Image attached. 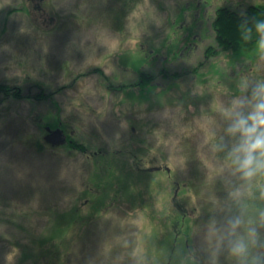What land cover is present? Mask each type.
Segmentation results:
<instances>
[{"label":"rangeland","instance_id":"374dc122","mask_svg":"<svg viewBox=\"0 0 264 264\" xmlns=\"http://www.w3.org/2000/svg\"><path fill=\"white\" fill-rule=\"evenodd\" d=\"M125 1L134 10L117 21ZM257 5L264 0H0V84L25 96L0 95V264H169L170 255L186 264L173 241L172 180L190 185L199 211L194 259L233 263L215 250L227 194L210 151L215 109L239 75L264 76V66L205 52L216 45L218 7ZM163 70L182 76L166 80ZM140 71L155 88L131 86ZM48 122L88 151L50 141L40 150ZM110 174L112 189L102 179Z\"/></svg>","mask_w":264,"mask_h":264},{"label":"clouds","instance_id":"9594fccd","mask_svg":"<svg viewBox=\"0 0 264 264\" xmlns=\"http://www.w3.org/2000/svg\"><path fill=\"white\" fill-rule=\"evenodd\" d=\"M238 30L243 42L255 41L264 66V19L245 15ZM215 117L210 151L227 193L214 230L216 255L233 264H264V76L239 75Z\"/></svg>","mask_w":264,"mask_h":264},{"label":"trees","instance_id":"16d2710c","mask_svg":"<svg viewBox=\"0 0 264 264\" xmlns=\"http://www.w3.org/2000/svg\"><path fill=\"white\" fill-rule=\"evenodd\" d=\"M28 1L34 2L35 0H28ZM125 2L127 4L126 3L124 4L123 9L115 11L116 14L115 16H117L118 18L115 20L117 21H122L127 14L131 13L134 10L133 6H130V4L127 1ZM35 8L41 9L42 6L36 5ZM245 15L248 17L256 16L258 18L264 19V5L250 6L246 9V11L243 14L237 12L230 6H221L216 9L215 15L211 22V26L216 37L215 38L216 45H212L207 48L205 52L206 60H210L212 58H219L221 55L224 56L225 54L233 58L234 59L233 62L239 61V59L241 58L244 59L243 61H248L250 63H255L258 60L259 52L256 50L255 41L253 40L252 42L245 43L240 39L238 26L240 24L241 19ZM159 73L166 80H168L169 78H171L170 80H177L182 76L178 73L170 74L168 70H163L160 71ZM138 74H139L138 82L135 85H131L132 87L138 86L142 92H147L152 90V88H155L154 82L156 81V78L152 73L140 71ZM0 95H2L4 99L6 97L8 98L10 97L13 99H21L25 97L21 93L20 89L12 88L11 86L4 84H0ZM45 96L46 95L40 94L36 97L38 99H41L44 98ZM26 98L30 99V96L26 95ZM45 125H47V127L51 129L60 128L59 125H56L51 122L50 123L48 122ZM63 132L66 134V131ZM70 140H71L70 142H67L66 144H62L60 146L66 145L69 148L76 149L84 153L88 151L87 146L78 143L74 139L70 138ZM44 145H52V144L47 139L45 140L43 139L38 144L40 150H43L45 148ZM157 170L158 169H156L155 167L150 169H144L142 171L148 173H153V172L155 173L158 172ZM167 172L171 174L169 170H167ZM113 177L114 175L110 174L102 178L107 180L106 182H109L108 184L110 185L111 189L114 184V182H112ZM108 179L110 181H108ZM189 186H190L189 184L186 183L183 184L178 180H172L171 187L173 193L171 194V203L174 208V216L173 215L171 216V222L173 227V241L175 244L174 246L176 249H179L180 247V250L182 252V257L185 258L187 261L186 264H205V260L201 257H200L201 260L199 259L195 260L194 256L192 255L191 249H189V240H190L189 231L191 226L195 224L194 219L197 218L199 212L198 208L195 207L193 204L192 197L189 196L190 194ZM107 188L108 186H106V189H104V193L102 194L103 196L101 197L105 196V192ZM205 215L207 218L208 217L210 218L211 215L213 214L212 212L207 211L205 212ZM260 231L262 236V242H264V228H262ZM261 251H264V249H262ZM171 258L173 257H171L170 255L169 261L172 262ZM171 262H169V264Z\"/></svg>","mask_w":264,"mask_h":264},{"label":"water","instance_id":"95a60500","mask_svg":"<svg viewBox=\"0 0 264 264\" xmlns=\"http://www.w3.org/2000/svg\"><path fill=\"white\" fill-rule=\"evenodd\" d=\"M48 131L50 132V135L48 136V140L52 141L54 145L59 146L64 142L63 133L61 130L58 129L52 132L51 129L48 128Z\"/></svg>","mask_w":264,"mask_h":264}]
</instances>
